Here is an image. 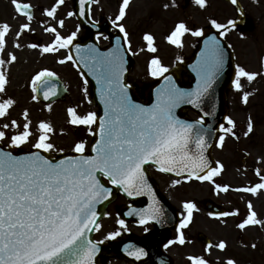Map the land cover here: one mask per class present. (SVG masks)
<instances>
[{
  "label": "snow or ice",
  "instance_id": "snow-or-ice-1",
  "mask_svg": "<svg viewBox=\"0 0 264 264\" xmlns=\"http://www.w3.org/2000/svg\"><path fill=\"white\" fill-rule=\"evenodd\" d=\"M64 2L65 0H58L55 7L46 11V15L55 19L57 8ZM97 2L98 0H79V16L85 17L91 12L88 6ZM231 2L236 4L237 0ZM13 3L17 10L23 11L29 21L33 18L26 11L30 5H21L16 3V0H13ZM195 3L202 8L206 6V0H195ZM129 5L130 0H122L119 14L112 20V24L123 33L127 50L131 51L129 33L120 23L125 18ZM76 14L70 12L68 15ZM211 24L217 30H224L220 32L221 36L227 35V31L230 30L228 25L215 20H212ZM236 24L235 20L229 21L232 28H235ZM59 26L64 27L63 20L59 21ZM23 28L28 29L29 24H24ZM46 30L55 34V40L43 47L45 53L67 49L77 39V32L62 36L55 27ZM9 31L10 26L7 23L0 26V53L6 46L5 36ZM186 33L196 37L204 36L203 30L194 31L181 22L167 39L171 44L183 47L182 37ZM101 36L105 40L108 39L103 33L96 39L99 40ZM144 39L148 42L149 51L156 52L154 37L146 34ZM30 46L38 47L37 44ZM75 48L81 62L89 67L101 86L104 115L101 118L96 112H89L81 116L74 108L68 109V112L73 125L87 126L91 135L99 136L91 147L95 155H85L87 144L84 141L74 146V151L80 154L79 157L68 156L56 161L41 155L40 151L27 156H14L11 152L0 149V264H96V256L104 241L94 240L89 234L100 231L102 225L99 223L100 213L97 205L110 200L113 191L102 182L104 178L111 185L121 188L129 197L151 195L153 204L147 209H133L128 213L129 216L133 214L139 216L140 224L146 225L149 221L160 223L163 217V209L148 183L144 167L146 164L153 163L161 172H175L177 176L187 172L189 180L194 177L196 180L212 183H215L214 177L223 170L222 164L213 167L205 155L210 144L207 139L209 130L204 128L203 117L193 124L180 120L175 114V109L181 104H191L203 111L202 105L205 100L214 95V85L223 74L226 64L224 47L215 36L209 37L205 42L206 51L202 54L204 58L194 69L198 76L194 90L180 88L171 76L164 75L169 69L158 58L152 59L150 74L156 78L164 76L165 82L157 89V100L151 107L135 103L129 94L128 89L131 86L123 79L127 69L124 67L126 60L119 37L116 38V47L107 53L101 52L94 45L82 49L77 44ZM10 59L15 61V55H11ZM66 61L76 63L71 52L65 60L59 62ZM4 64L5 61L0 59V93L5 92L8 83L7 76L2 70ZM257 75L258 73L248 72L245 68L237 66L234 87L238 91L242 90L241 78L253 81ZM54 76L56 73L47 69L39 72L32 82L33 91H37L38 81L42 82V86L47 85L49 81L45 78ZM49 92L52 95L57 94L54 87L49 88L44 93L45 99L49 98ZM248 98L249 94L245 93L243 96L245 103L248 102ZM14 103L11 99L0 103V117H4ZM214 112L213 106L212 112H204L203 116L213 115ZM25 118L27 119V113ZM226 119L231 127L221 125L220 130L235 136L236 133L233 131L236 127L235 121L230 117ZM12 124L15 125L16 122L12 121ZM92 125H97L96 131H92ZM3 127L6 129L9 125L5 124ZM39 127L43 134L33 147L43 152H51L54 145L49 142L50 137L47 134L53 129L45 122H41ZM23 128L19 134L10 137L11 147L18 148L29 143L32 135L29 125L25 124ZM252 131L253 124L249 122L245 135ZM5 138L6 133L0 131V140ZM219 141L222 147L225 136L221 135ZM193 143L195 151L190 148ZM261 180L264 181V176H261ZM175 183L179 184L180 181L177 180ZM215 186L217 189L221 188L220 184ZM222 190L227 192L229 189L223 186ZM259 190H264V182L253 187L237 189L252 194H258ZM183 207L186 215L180 222V229L187 228L193 220L194 211L199 210L191 201L185 202ZM248 208L247 218L239 223L238 227L244 229L246 226L264 224L257 219V213L252 210L250 202ZM219 215L227 217L238 215V212H222ZM117 222L120 228L127 229L123 219ZM121 235L122 232L119 230L112 231L105 239L116 240ZM177 239L180 244L186 243L183 231L179 232ZM208 247L210 249L211 245ZM217 247L224 250L226 243L222 241ZM125 251L137 260L148 255L143 248L131 245ZM189 259L192 264H209L203 257L194 256ZM161 264L164 262L161 261ZM227 264H235V261L230 259Z\"/></svg>",
  "mask_w": 264,
  "mask_h": 264
},
{
  "label": "rangeland",
  "instance_id": "rangeland-1",
  "mask_svg": "<svg viewBox=\"0 0 264 264\" xmlns=\"http://www.w3.org/2000/svg\"><path fill=\"white\" fill-rule=\"evenodd\" d=\"M169 1L130 0L126 16L120 21L129 33L131 42L133 70L128 82L140 93L157 81L150 74V63L154 55L148 52V42L144 39L146 34L154 37L157 49L155 56L172 71L180 69L181 62L192 56L199 41V37L186 33L182 37L183 47L171 44L167 38L179 23L183 22L195 31L207 28L212 20L226 25L238 18L237 9L224 0H207L208 6L203 8L194 0H173L170 4ZM239 2L249 22L255 26L254 31L243 33L239 29L229 33L226 40L235 54L237 66L258 75L253 81L242 78V90L232 89L228 93L229 117L235 121L233 131L236 135L222 133L225 136L222 147L218 139L214 159L217 167L223 165V170L214 177L215 183L179 180L180 183L176 184L177 180L158 176L164 196L179 211L181 220L186 215L183 207L185 202L191 201L197 205L199 210L194 211V220L185 228L190 237L186 248L195 257L208 260L209 264H227L230 259L235 264H264V224L246 226L244 229L238 227L249 214V202L253 206L252 210L257 213V219L264 222V190H259L258 194L237 191L264 182L261 180V176H264V0ZM16 3H28L35 14L29 21L16 12L13 0H0V26L4 23L10 26V31L5 36L6 46L0 53V59L5 61L2 70L8 79L5 92L0 93V103L9 99L15 102L7 114L0 117V131L6 133V138L1 143L5 148L16 152L36 150L33 145L43 134L39 126L41 122H45L53 129L47 134L49 142L54 145L51 152H46L49 157L78 154L74 151V146L81 141L86 142L85 153H88L93 135L88 127L74 126L71 123L68 109L74 108L81 116L89 112H96L98 115V109L92 100V89L88 82L85 85L84 77L72 61L59 62L65 60L69 48L53 53L43 52V47L55 40V34L46 30L49 27H55L62 36L77 32L75 41L86 39L87 31L79 26L76 15H68L73 12L72 0H65L57 8L55 19L47 16L46 11L55 7L58 0H16ZM121 5L122 0H98L91 7V16L96 21H111L119 14ZM60 20L64 21L62 28L59 26ZM24 24H29V28L24 29ZM113 27L118 30L114 25ZM107 43L108 39H101V44ZM32 44H37L38 47L32 48ZM11 55H15V61H11ZM45 69L55 72L69 91L64 102L49 105L50 108L37 101L32 87L34 77ZM182 78L187 82L185 74ZM245 93L249 94L247 103L243 100ZM12 121L16 124L13 125ZM249 122L253 124V131L245 135ZM5 124L9 125L6 129L3 127ZM25 124L29 125L32 133L29 143L18 148L11 147L10 137L23 131ZM91 127L94 131L95 125ZM60 149L63 151H59ZM243 159H246L245 164L242 163ZM215 184H220L221 188L217 189ZM223 186H227L229 190L224 192ZM209 200L222 206L226 212H238V215H210L203 206ZM100 224L102 227L98 231L99 239L107 241L105 237L111 232L110 212ZM199 233L211 241L210 249L197 239ZM222 241L226 243L224 250L217 247ZM102 264L112 263L103 259Z\"/></svg>",
  "mask_w": 264,
  "mask_h": 264
},
{
  "label": "water",
  "instance_id": "water-1",
  "mask_svg": "<svg viewBox=\"0 0 264 264\" xmlns=\"http://www.w3.org/2000/svg\"><path fill=\"white\" fill-rule=\"evenodd\" d=\"M77 9H78V17H79L82 25L84 27H86L91 34V37L87 41H85L83 44H78V45H80V47L82 49H86L89 45H94L95 47L99 48V46L97 45V43L94 40V37L99 35L100 33L109 34L108 24L105 22H102L98 25L92 23L90 20V17H89V13L86 14L85 17H80L79 16V0H77ZM211 36H215L220 41V43L223 45L225 53H226L225 68H224L223 74L219 77L216 84L214 85V95L205 100L204 104L202 105L203 111H201L200 108H196L194 105H191V104H181L179 107H177L175 109V114L179 119L185 120L187 118H183L181 116V113L188 111V110H191V111L195 112L198 116L203 117L204 128L209 130L207 139H208V143L210 144V147H208L205 155L207 156L208 160L211 162L212 166L214 167L212 150L216 144L217 136L220 132L221 125H224V123L226 122V118H227V114H228L227 90L231 88L233 81L235 79V74H236L235 61H234V56H233L231 49L229 48L227 43L222 39L220 32H215L213 30H206L204 32V36H202V38L200 40L199 48L196 51L194 57L185 65V71L190 77L189 85L183 84V82H182V80H181V78L177 72H172L167 76H171L172 79L175 81V83L180 88H183V89H186L189 91L194 90L197 86V81H198L197 72L194 69L198 67L199 62L202 61V59L204 58L202 54L205 53V51H206L205 42ZM117 37H119L121 40V45H122L121 50H122L124 57H125V60H126V64L124 65V67L127 69V71L124 73L123 79H124V82L127 84V76L132 70V65H131V61H130V58H129L127 51L123 48L122 36L111 35V40H112L111 47L106 48V49H100V48L99 49L101 52L107 53L110 49L116 47V38ZM75 45H77V44L73 45L72 53L75 57V61L78 65L79 69L82 71L85 78L88 79L91 83V86L93 88V101L95 104L98 105V107L100 109V117L102 118L104 115V103H103L101 95H100V87L101 86L97 83L96 77L90 72L89 67H87L85 65V63L81 62L80 56L77 55ZM45 79H47L49 81V84L42 86V82H40V81L38 82L37 91H36L37 98L40 101L47 103V104H50V103H53V102H56L59 100H63L65 98V95H66V90H65V87L63 86L62 82L55 77H47ZM164 82H165V80H164V78H162V80L158 84L147 89V91L145 92V101H144L145 104H142V105H144L145 107H151L153 104L156 103L157 89L160 88L164 84ZM52 87L55 88L57 94L52 95L51 92H49V98L45 99L44 93L46 91H48L49 88H52ZM128 91H129V94L131 95L133 101L137 104H141L139 102V98H138L135 90L132 88H129ZM213 106L215 108L214 114L204 117L203 113L204 112H212ZM186 122L193 123V124L196 123V121H191V120L186 121ZM98 139H99V136L98 135L95 136V141L93 142L92 145H94ZM190 148L193 151H195L196 150L195 144L194 143L191 144ZM0 149H3V148L0 146ZM4 151H7V150H4ZM7 152H11V151H7ZM11 153L14 156H27V155L31 154V153H23V154L16 155L13 152H11ZM91 153H92L91 155H95L94 152L91 151ZM41 155H44V154L41 153ZM72 157H79V156H72ZM65 158L66 157H64L62 159H65ZM151 164H153V163H151ZM153 165H155V164H153ZM146 166H147V164L144 166L145 172H146V168H147ZM155 166L158 167L157 165H155ZM171 174L176 175L175 172H171ZM181 176H188V173L185 172ZM115 197H116V191L114 190L110 200L105 201L102 204L97 205V210L100 213V219H102L104 217L106 208L108 207L109 204H111V202L115 199ZM159 204H160V207L163 209V214H165L167 210H170V214L172 215V218L170 221L175 225L176 221H177L176 211L173 210L164 199H161ZM205 206L207 207V210L210 213L215 214V215H219L220 213L225 212L221 207H219L218 205L214 204L211 201L206 202ZM144 207H145V209H147L148 206L146 203L144 204ZM92 235H93V232H91L89 234L90 238H92ZM199 237L204 242H206V239L203 235H200ZM109 255H110L109 245H107V244L100 245V251L96 256V264H101L100 263V257L101 256H109Z\"/></svg>",
  "mask_w": 264,
  "mask_h": 264
},
{
  "label": "flooded vegetation",
  "instance_id": "flooded-vegetation-1",
  "mask_svg": "<svg viewBox=\"0 0 264 264\" xmlns=\"http://www.w3.org/2000/svg\"><path fill=\"white\" fill-rule=\"evenodd\" d=\"M195 1V0H194ZM173 3V0L168 2ZM208 2L206 0V6ZM72 5V9H73ZM74 10V9H73ZM161 176L168 180L174 179L170 176L163 175L156 170H152V177L156 184L159 186V178ZM185 180V179H183ZM159 191L163 194V190L159 186ZM164 195V194H163ZM142 201H130L125 198L120 192H118L116 200L111 204V232L121 231L122 235L116 240H107V243L111 246V255L108 259L112 264H192L190 257H194L193 253H190L186 248V243L189 240L188 231L186 229L178 230H166L160 233L155 232L152 224L140 225L131 220H124L122 216V209L124 207H131L140 205ZM123 219L127 225V229L120 228L118 220ZM180 231L184 232L186 243L180 244L178 242V234ZM95 240H100L98 232L94 234ZM176 240V243H170V241ZM134 246L135 248H143L148 255L141 257L137 260L134 256H129L125 249L128 246ZM167 245V247H165Z\"/></svg>",
  "mask_w": 264,
  "mask_h": 264
}]
</instances>
